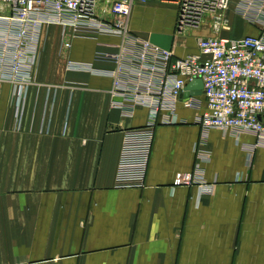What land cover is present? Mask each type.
<instances>
[{"label": "crops", "instance_id": "1", "mask_svg": "<svg viewBox=\"0 0 264 264\" xmlns=\"http://www.w3.org/2000/svg\"><path fill=\"white\" fill-rule=\"evenodd\" d=\"M239 5L231 0L228 29L207 17L180 33L168 0H135L129 28L178 57L198 55L200 38L264 33ZM117 43L44 25L23 103L0 84V264H264V144L253 135L203 137L198 113L179 103L178 123L154 130L144 188H114L123 132L145 126L148 112L123 116L109 76L67 63L108 72L94 56Z\"/></svg>", "mask_w": 264, "mask_h": 264}, {"label": "built area", "instance_id": "2", "mask_svg": "<svg viewBox=\"0 0 264 264\" xmlns=\"http://www.w3.org/2000/svg\"><path fill=\"white\" fill-rule=\"evenodd\" d=\"M177 11V30L198 29L211 17L213 29H228L231 0H170ZM135 0H0V84L13 86L23 103L37 57L44 25H57L63 37L72 29L95 31L118 41L114 52L97 51L95 62L111 65L106 72L91 64L67 63L68 70L102 74L111 79L112 107L123 116L148 112L146 125L123 132L114 188L145 186L154 130L178 123L177 105L196 111L203 137L210 129L253 135L264 144V33L239 39L220 37L196 41L198 55L178 57L139 38L129 28ZM238 12L264 27V0H240ZM70 44L63 42V49ZM199 80L200 97L184 96ZM195 179L201 178L195 168ZM190 184V183H189ZM201 192L212 186L201 185Z\"/></svg>", "mask_w": 264, "mask_h": 264}, {"label": "water", "instance_id": "3", "mask_svg": "<svg viewBox=\"0 0 264 264\" xmlns=\"http://www.w3.org/2000/svg\"><path fill=\"white\" fill-rule=\"evenodd\" d=\"M201 90H202V83L199 80H196V81L190 83L186 87L184 96H186V95L189 96V94H190V96H193L194 94L195 95H200ZM191 91H196V92L195 93L194 92L191 93ZM188 92H190V93H188Z\"/></svg>", "mask_w": 264, "mask_h": 264}, {"label": "rangeland", "instance_id": "4", "mask_svg": "<svg viewBox=\"0 0 264 264\" xmlns=\"http://www.w3.org/2000/svg\"><path fill=\"white\" fill-rule=\"evenodd\" d=\"M168 2H171L170 0H168ZM169 4V3H168Z\"/></svg>", "mask_w": 264, "mask_h": 264}]
</instances>
